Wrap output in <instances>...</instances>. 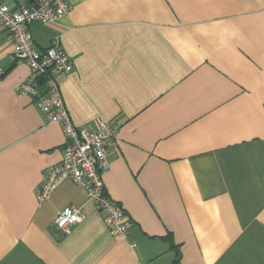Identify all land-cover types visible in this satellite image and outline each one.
Wrapping results in <instances>:
<instances>
[{
  "label": "crops",
  "instance_id": "crops-1",
  "mask_svg": "<svg viewBox=\"0 0 264 264\" xmlns=\"http://www.w3.org/2000/svg\"><path fill=\"white\" fill-rule=\"evenodd\" d=\"M33 0H1L9 9ZM56 24L27 26L37 48L58 39L73 125L112 121L108 197L129 219L111 236L83 189L36 190L64 135L30 97L0 26V264H264V0H66ZM81 209L69 235L60 210Z\"/></svg>",
  "mask_w": 264,
  "mask_h": 264
},
{
  "label": "built area",
  "instance_id": "built-area-1",
  "mask_svg": "<svg viewBox=\"0 0 264 264\" xmlns=\"http://www.w3.org/2000/svg\"><path fill=\"white\" fill-rule=\"evenodd\" d=\"M69 8L66 0H33L11 10L0 0V26L13 40L11 58L29 68L17 93L30 97L50 123L61 127L64 135L61 160L47 172L36 190V199L37 203H44L57 183L68 178L83 189L86 201L102 216L109 234L125 238L129 219L121 205L108 197L101 179V174L109 169L107 141L116 136V126L112 121L98 123L97 129L73 125L60 93L59 79L74 70V62L58 39L44 49L37 48L27 29L31 23L56 24ZM4 73L0 66V77ZM83 220L80 208L67 206L58 212L53 228L66 236Z\"/></svg>",
  "mask_w": 264,
  "mask_h": 264
},
{
  "label": "trees",
  "instance_id": "trees-1",
  "mask_svg": "<svg viewBox=\"0 0 264 264\" xmlns=\"http://www.w3.org/2000/svg\"><path fill=\"white\" fill-rule=\"evenodd\" d=\"M165 239L169 241L170 249H172L174 251V260L172 261L173 264H180L181 254H180V250L178 249V246L174 245L170 236L167 235V237Z\"/></svg>",
  "mask_w": 264,
  "mask_h": 264
}]
</instances>
